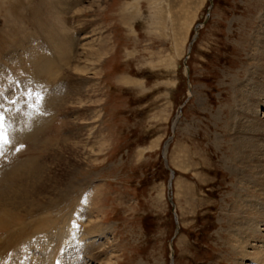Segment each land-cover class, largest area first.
Here are the masks:
<instances>
[{"label":"rangeland","instance_id":"rangeland-1","mask_svg":"<svg viewBox=\"0 0 264 264\" xmlns=\"http://www.w3.org/2000/svg\"><path fill=\"white\" fill-rule=\"evenodd\" d=\"M69 1L0 0L5 131L11 125L7 113L39 114L38 93L44 100L50 96L53 109L44 117L53 122L38 125L52 124L57 135L52 145L40 135L37 152V141L17 139L11 148L22 160L42 154L34 163L61 176L53 191L72 187L80 198L90 194L89 209L82 207L88 213L80 209L95 221L90 231L97 234L86 241L89 256L81 252L84 244L62 249L61 256L68 264H260L242 263L232 246L231 236L239 234L234 210L254 209L246 202L247 189H261L232 161L245 150L240 145L248 129L243 126H252L256 116L264 123V46L255 40L264 36V0H213L207 20L208 0H79L66 9ZM55 16L61 22L52 21ZM198 25L187 75L183 62ZM69 37L72 59L56 62L53 45L60 38L68 47ZM39 51L51 52L59 68L53 69L59 72L55 81L24 79L22 72H34L30 53ZM75 65L87 71L75 72ZM65 94L72 100L59 97ZM8 96L18 102L7 103ZM252 136L245 147L251 150L258 142L264 160V137ZM259 171L256 176H263ZM59 202L53 210L63 207ZM258 205L264 212V203ZM249 224L240 231L255 229L264 236L263 223ZM261 245L264 255V243H256ZM36 248L31 258L38 263L43 255ZM23 253L17 248L9 260ZM46 259L50 264L53 258ZM9 260L0 258V264Z\"/></svg>","mask_w":264,"mask_h":264},{"label":"bare ground","instance_id":"bare-ground-1","mask_svg":"<svg viewBox=\"0 0 264 264\" xmlns=\"http://www.w3.org/2000/svg\"><path fill=\"white\" fill-rule=\"evenodd\" d=\"M78 2L79 0H72L69 4L64 5V7L66 9L71 7L73 8L74 5ZM61 5L62 3H59L58 6ZM52 21L61 22V18L55 16L52 19ZM63 30L64 29L61 28L62 34L64 33ZM262 38H264V36L260 37L259 40L257 37L255 40L257 41L261 40L264 46V39ZM61 40L62 39L59 38L58 41L53 45V48L57 52V56H58V59L55 58L56 62L57 60H62V61L66 60L70 56L69 55L70 52L68 51L71 43L73 42V39L69 37L70 42L68 47L64 41L63 43L60 44ZM37 49L39 48H36V51ZM47 53L48 52L39 51L38 56L37 55L33 56L34 53H30L31 55L29 57L27 56L28 61L31 62L30 66L32 64L34 66L32 67L34 72L31 74H28V70H26V72H22L23 76H25L24 79L28 78L30 80L32 79L33 81L40 83L42 82L41 80H43L42 77H47L46 79L48 78L53 79V75H57L59 73V72L55 73L53 70L56 68L59 70V68L56 67V64H54V62H51L52 60L51 52L50 54ZM70 59H72V57L69 58L68 60ZM14 63L13 65H15ZM17 64L19 65L20 63L17 62ZM84 67L86 66L75 65L72 70L78 73L80 72L84 73L87 71V69ZM9 68L10 67H6L7 70ZM17 69L14 70L17 71ZM7 70L5 71L7 72ZM52 81L55 80L53 79ZM30 83L32 84V82ZM41 86L39 84V88ZM31 87H33V84ZM39 93H42V91ZM70 95L71 94L69 95L65 94L61 96L58 95V96L60 98L61 97L65 98L67 96L69 97L67 99H70L71 101L72 97ZM46 99L47 100H44V102H46L47 105H44L45 107L42 106L43 104L41 105L39 114L38 113L35 114L32 111L29 112V114L28 112L22 115L18 113V116L15 113L13 115L7 113L8 121L11 124L7 127V129L9 130L7 133L9 143L7 145H10V147L7 146L8 148H6V146H4L3 149L0 150V258H3V260L4 259L9 260L8 257L9 254L12 253L17 248L19 250L24 251V253L21 256L11 258L9 262H7L8 264H45L47 260L46 258L48 257L53 258L50 264H68L64 256H61L62 249L69 248L67 251L70 252L75 248H79L81 244H84L83 246L84 248L83 250H81V252L85 253L84 255L87 256L89 254L88 253L89 249H87L88 247L86 246L87 244L86 241L88 240V237L91 236L89 234L91 233L93 235L97 234L93 232V228H95L93 227L95 222L92 221L93 217L90 214L88 215L80 212L82 209H85L82 208L83 206L86 207L88 206L89 209L90 204H88L89 203L88 200L90 194L85 191L84 194H86V196H82L80 198L76 193L72 191L73 189L72 187L71 188L66 187L65 189L61 188L60 190L56 189L55 191H53L51 186L52 187L54 185L60 186L59 182L61 181V176H56L55 172L52 171L51 169L44 168L34 163L35 160L42 158V154L40 155L36 153L37 155L32 159H30L29 157L28 159L26 158L22 160V158L20 159V157H18L21 155L15 153V151H13L14 148H11V142L13 141L14 143V140L17 139L31 144L37 141V144H35L33 150L37 152L38 151L37 147L40 144L38 140L39 141L42 140L40 139V135H43V133L47 138L45 141L46 145H52L56 141L55 137L57 135H55L54 132L55 127L54 126L51 127L52 124H50L49 127L44 126L41 128L38 125L41 120L45 123L44 125H46V123L51 122L53 120V118H47V119L44 118L47 117L50 111L53 110V109L51 110L52 101H50V96ZM58 100L59 98L56 100L57 103L60 101ZM252 103L253 104L257 103L259 106L262 105V103L258 102V100L257 101L255 100V102L253 101ZM250 109L251 107L249 108V112L251 111ZM257 109L258 106L255 109H253L254 114L256 113ZM256 117L251 118L252 119L251 124L253 127H256L255 128L256 131L250 130L251 125L247 123L243 126V128L248 129L246 133L248 137L250 136V134L253 133L252 137L256 138V141L257 139L258 141H262L261 139L264 137V123H262L260 118L258 119ZM13 133H15V135ZM248 137H244V140H246V142L240 145L243 146L242 150L243 148L245 149L244 152H242L241 155H238L237 158H234L232 163L237 168L236 170L241 176H248L253 178L254 180L252 184L254 185V187L257 188L260 187L261 189H257L256 191L254 190L253 187L247 189L250 196L247 198L246 202L251 203L254 209L249 210L248 208L247 209L244 208L239 213L237 212V209L234 210L236 212L234 214L235 215L234 226L235 225L239 226V234L234 235L231 232L233 234V235L231 234L232 235L231 237L234 241L232 246L235 250V254H237L240 257L242 263L248 261H255V262H259L260 264H264L262 245L256 247V243H260V244L264 243V236H261L258 232H256L255 229H252L250 232H248L249 230L248 231L243 230L242 232L240 231L242 226L248 222L253 227H256V224L258 223H263L264 225V212H262V210H259L260 204L258 205V203L261 204L264 203V196L260 198V191L264 192V165H261V163H263L264 160L262 158L263 157L262 149L256 146L258 142L255 143L253 146H250L251 150L250 149L247 150V147H245V145L247 144ZM24 142H22V144ZM262 145H264V141L262 142ZM253 147H255L256 149L253 150ZM16 152H21V150H19L18 148ZM259 169H260L259 173L263 175L261 177L256 176L257 171ZM246 187L247 185L245 186L244 189L242 188L241 189L245 190ZM84 189L85 188L83 187L80 190L84 191ZM240 197L244 198L245 193L242 194ZM57 202H59V204H62L61 206L63 207L53 210L52 206L57 204ZM236 203L237 201L233 202L234 207ZM87 210L86 213H88L89 211ZM90 227H93L91 231H90ZM32 237L33 239L32 242L30 243L29 239ZM38 238L41 240L39 241ZM91 238H95V236ZM253 243L254 245H252ZM63 245L65 246L64 248ZM30 246L33 248H29ZM34 247L35 248L37 247L36 249L40 250L39 251L40 254L43 255V259L38 263L33 258H31V252L35 249ZM247 249H251L253 251L247 253L249 252L247 251ZM85 259L87 258L85 257ZM78 264H82V263L78 261Z\"/></svg>","mask_w":264,"mask_h":264},{"label":"snow or ice","instance_id":"snow-or-ice-1","mask_svg":"<svg viewBox=\"0 0 264 264\" xmlns=\"http://www.w3.org/2000/svg\"><path fill=\"white\" fill-rule=\"evenodd\" d=\"M13 95H15V94H13ZM33 95H34V93L32 91H27V93H26L27 97H33ZM35 99L37 101H39L41 105L43 104L44 97L41 94L36 93ZM17 102H18L17 100L12 99V96L7 97V103L15 105ZM28 106L29 107L33 106L31 101L28 102ZM4 120H5V118L2 115H0V150H2L3 147L9 143V139H8L7 133L5 131Z\"/></svg>","mask_w":264,"mask_h":264},{"label":"water","instance_id":"water-1","mask_svg":"<svg viewBox=\"0 0 264 264\" xmlns=\"http://www.w3.org/2000/svg\"><path fill=\"white\" fill-rule=\"evenodd\" d=\"M209 1V5H210V8H208V10H207V14H206V17H205V20H207L208 19V16H209V13H210V10H211V6H212V3H213V0H208ZM200 25H198V26H196L195 28H194V37H193V39L191 40V42L189 43V46H188V50H187V57H186V59L184 60V62H183V64H184V68H185V70H186V73L188 72V68H187V66H186V61H187V59H188V56H189V54H190V51H191V48H192V45H193V43H194V41L196 40V38H197V34H198V27H199ZM187 75H188V73H187ZM188 77V76H187ZM189 84V83H188ZM190 89V88H189ZM189 92V91H188ZM190 93V92H189ZM191 94V93H190ZM189 94V95H190ZM163 161H164V163L166 164V159H165V157H164V155H163ZM168 191L169 190H171V181H169V183H168ZM168 201H169V204L171 205V206H173V204H172V200L169 198L168 199ZM173 214H174V212H173ZM176 217V216H175ZM175 225H176V229H177V231H178V224H176L175 223ZM171 244V243H170ZM171 261H172V257H171ZM172 264V263H171Z\"/></svg>","mask_w":264,"mask_h":264}]
</instances>
